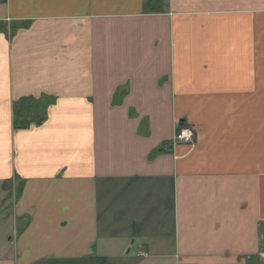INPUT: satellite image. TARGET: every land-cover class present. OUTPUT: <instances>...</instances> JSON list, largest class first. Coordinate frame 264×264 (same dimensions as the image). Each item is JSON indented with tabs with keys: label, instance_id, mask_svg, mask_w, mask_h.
I'll list each match as a JSON object with an SVG mask.
<instances>
[{
	"label": "crops",
	"instance_id": "crops-1",
	"mask_svg": "<svg viewBox=\"0 0 264 264\" xmlns=\"http://www.w3.org/2000/svg\"><path fill=\"white\" fill-rule=\"evenodd\" d=\"M263 237L264 0H0V264H264Z\"/></svg>",
	"mask_w": 264,
	"mask_h": 264
},
{
	"label": "built area",
	"instance_id": "built-area-1",
	"mask_svg": "<svg viewBox=\"0 0 264 264\" xmlns=\"http://www.w3.org/2000/svg\"><path fill=\"white\" fill-rule=\"evenodd\" d=\"M195 139V128L191 124L179 122L172 144H193ZM144 254V252H139V255ZM259 256L264 261V244L261 246Z\"/></svg>",
	"mask_w": 264,
	"mask_h": 264
},
{
	"label": "trees",
	"instance_id": "trees-1",
	"mask_svg": "<svg viewBox=\"0 0 264 264\" xmlns=\"http://www.w3.org/2000/svg\"><path fill=\"white\" fill-rule=\"evenodd\" d=\"M17 125H20V126L25 125V122L24 121H21V122L17 123ZM103 261H104L103 264H107L106 259H103Z\"/></svg>",
	"mask_w": 264,
	"mask_h": 264
}]
</instances>
